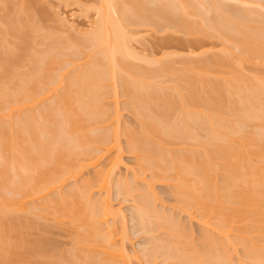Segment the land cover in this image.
Masks as SVG:
<instances>
[{"label": "bare ground", "instance_id": "6f19581e", "mask_svg": "<svg viewBox=\"0 0 264 264\" xmlns=\"http://www.w3.org/2000/svg\"><path fill=\"white\" fill-rule=\"evenodd\" d=\"M9 1L0 0V3L5 7ZM153 1L157 3L155 8H150L144 0H99L93 26L88 32L83 33L85 37L78 42L80 47L71 46L77 43L71 42L68 45L65 42L68 50L60 45L62 50L64 47L65 52L60 47L49 46L46 49L42 47L44 50L40 52L36 50L38 53L31 47V44L36 42H32L36 34L32 39L34 33H31H37L39 30L37 29L36 32L37 27H34L37 22L33 23L35 18L33 12L29 10V13L25 10L28 18H31L27 19V16L20 15L22 19L26 17L23 20L27 19L23 22L21 18L18 19L19 17L16 18L12 14L11 16L16 19L11 18L10 10L8 9L7 13L0 4V8L5 11V13L0 12L3 13L0 15V264H31L30 259L33 256L46 259V264L47 262L48 264H131V258L127 255L130 258L127 260L126 257L127 250H124L120 243L118 246L115 243L117 241L112 240L116 237L111 236L113 231L110 230L112 233L106 234L109 232L106 229L107 232L104 234L99 233L101 228H98L97 223L103 222V219L107 221L105 218L108 215L117 216L118 212L112 211L111 204L106 202L107 199L103 202L105 205L97 206L98 204L93 202V199L90 200L91 196H89L91 188H95V185L100 190L109 189L107 186L111 184L110 176L114 172L112 170L121 162L120 153V156L117 153L109 160L111 165L109 164L108 168L107 166L104 167L105 169L102 166L96 168L97 170H94L90 176L94 174V178H90L92 181L89 179L88 182L84 179V182L87 180V184L74 187L65 194L60 191L61 195L55 192L57 196L52 194L54 199L51 198L53 205L47 203L49 201L47 196L52 191L60 189L58 186L64 184L67 178L71 179L77 174L79 176L80 171L86 167L99 166L104 151L110 153L115 149L122 153L119 144L120 134L124 135L126 150L134 156L138 167L130 182L140 180L145 171H148L151 180L156 182H173L172 190L177 197L174 200H177L178 204L183 203L185 205L183 210L187 212L189 208L200 210V222L203 226L206 225L204 228L208 229L211 226L210 228L217 234L215 235V232L210 234L208 232L210 230L204 229L202 236L200 235V242L194 245V242H189L190 235L186 237L188 236L186 232L183 234L181 231H172L174 228L179 229L177 227L181 223L176 222L178 219L174 224L171 222L173 225L160 222L164 230H169L171 239L168 237L164 239L165 246L162 243V246L159 245L160 238L157 239L159 244L156 241L155 243L156 248L158 244L161 246H158V249H163L164 252L167 250L168 253L165 252L168 254L167 258L171 254L178 264H229L230 249L236 250L235 247L240 245L246 258L243 259L245 261L248 259L247 264H264V78H261L264 76L259 74L261 77L259 75L256 77L257 74H251L254 75L251 77L247 71H243L244 67L241 65L244 61L252 63L253 60H259L258 62L264 66V20L254 23L256 20L250 17V13L252 16L256 15L252 13L253 10L249 5L246 8L241 5L239 7L236 3L226 4L222 0H204V3L206 2V5L214 10L211 12V19L207 20L208 29L207 27L203 29L200 25V28L194 26L198 23L190 24L186 18L188 13L194 11L191 9L196 5L193 0L191 3L194 5L189 4L190 0H186L187 6H184V1L182 4L180 0ZM240 1L245 3L248 1L247 4L251 5L250 2L255 0H236L237 3ZM258 1L255 3L257 4ZM189 6L190 12H186V7ZM130 13L136 16L134 20L131 19ZM199 13L201 16L202 12ZM261 18L259 17L260 20ZM137 19H141L142 22H138ZM135 21L138 24L143 22L149 24L152 28L154 25L162 27L159 21H163L167 27L170 25L175 30L185 29L197 34L200 31L204 35L220 36L228 40L229 44L233 43L232 45L240 51L238 53L240 55L237 57L238 60H234L230 55L228 57L227 54H224L227 56L224 58L221 52L223 50L224 53L227 48L222 46L224 49L220 48L221 51L219 49L222 57L218 54L215 55L216 57L212 54L210 59L207 56L196 60L186 57L184 59L186 63L180 68H172L170 63L163 66V62H166L164 60L160 61L162 65L155 66V69L151 66L143 67L145 62L142 67L137 66L126 61L129 56L137 55L130 42L132 33L125 31L126 24L132 25ZM163 22L161 24L164 26ZM80 31L82 33V30ZM9 34L19 41L14 39L17 41L14 42L12 35ZM9 37L12 40H8ZM195 42L198 43V40ZM84 48L88 50L85 51L86 54L83 53ZM228 50L226 52L229 54L231 51ZM191 51L193 53L195 50ZM207 51H204V54ZM199 52L197 57L200 55ZM82 53L86 55L83 56L84 59L88 57V61L85 60L86 63L80 65L76 60L80 61L77 58L82 56ZM171 55H168L169 58ZM234 55L236 57V54ZM147 56H143L146 62H151L148 59L152 57ZM133 58L139 59L138 56ZM187 58L189 61H186ZM24 59L25 63L27 60L28 67L25 66L27 69L22 70ZM73 63V68L68 67ZM166 66L172 70V75L175 74V77H172L174 83L170 82L173 85L170 83V85H161L163 81L159 76H164L163 73L169 74ZM67 67L71 71L69 75L65 72L67 77L64 76V71H60L64 75L57 71L64 69L66 71ZM118 95L125 97L126 106H124L138 119L137 128L134 126L127 128L126 126H130L125 124V128L121 129L120 123L119 126L117 125L120 119L119 106L118 109L115 107ZM109 98L115 100L113 109L106 103ZM36 104L40 107L35 111ZM124 180H115L117 181L115 185L118 187V192H122V196L128 197L136 188L132 187L130 182L125 183ZM154 181H146L150 185H145L149 186L148 191L151 190L150 182L153 184ZM143 191L138 192V198L135 196L137 203L133 205L136 206L134 214L138 216L137 220L143 216L147 219L150 210L155 208L152 207L151 201L155 199L156 194L153 196L152 191ZM13 194H17L19 198L17 196L16 199ZM45 197L48 201L44 199ZM149 197L153 199L150 200ZM35 199L45 200H40L42 203L37 204L38 208H42L41 211L46 208L56 223L65 219L75 226L76 232L73 233L78 237V240L74 241L77 246H74L76 250L71 248L72 252L69 249L67 259L64 252L58 256V252H55L56 254L53 252L56 250L51 251L52 247L49 246L46 248V244L38 238L34 239L33 246L30 245L28 235L25 234L27 231L21 225L17 214L19 212L20 215V211H23L24 202H34ZM181 205H179L180 209H182ZM156 211L159 212L157 209ZM152 212L150 215L154 216V211ZM165 213L163 210L160 214V216L164 215L162 221H172L173 214H170L172 218H167L168 215L165 216ZM154 217L153 220H156V216ZM144 218L138 222V226L142 223L141 230L149 224L147 221L144 227L143 222H146L143 221ZM158 219L156 225L159 223ZM69 221L68 223L71 224ZM152 221L150 219L151 223ZM120 226L123 227V224ZM148 226L150 227V224ZM119 230L123 229L119 228ZM124 232L119 234L123 236ZM96 235H99V238ZM232 235L235 237L233 238ZM254 237L258 239L255 238L256 242ZM230 245L231 248H228ZM158 251L155 250L156 253ZM152 252L153 256L156 255L154 250ZM64 254L65 260L60 257ZM174 258L171 257L170 260ZM174 261L172 260L173 264L176 263ZM241 261L244 262L241 259L239 263H235L242 264Z\"/></svg>", "mask_w": 264, "mask_h": 264}, {"label": "rangeland", "instance_id": "374dc122", "mask_svg": "<svg viewBox=\"0 0 264 264\" xmlns=\"http://www.w3.org/2000/svg\"><path fill=\"white\" fill-rule=\"evenodd\" d=\"M11 1V0H10ZM10 1L9 2H7L6 4H5V7H3L4 5H2L3 3H0L1 4V7L2 8H4V10L8 13L9 11H7L8 9L10 10V17L11 18H13V19H16V18H18V19H20L21 21L24 19V18H26V17H23V19H22V17L21 16H27L26 15V11L25 10H28L27 12H29L30 13V11L31 12H33L32 13V15L34 14V17L35 18H33V23L34 22H37V24L36 25H34V27L36 26L37 28H36V32H37V29H39L38 30V32L40 33H35V32H32L31 34H33L32 35V39H33V37H34V35L36 34V36H35V38L32 40V42L33 41H36V42H33V44H31V47H33V49H35V51L34 52H37L38 50V52H40V51H43L44 49H46L47 47H49V46H53L54 48H55V46L56 47H62V46H64V47H68V46H66V44H64L65 42L66 43H68V45L72 42V43H77V44H75V45H73V44H71V46H76L77 45V47H80V46H78V45H80V44H78V42H80V40L81 39H83L84 37H83V33L85 34L86 32L85 31H87L88 32V30H90L91 28H92V26H93V22H94V20H95V18H96V10H97V6H99V0H12V2L10 3ZM155 1H157V0H155ZM172 1V0H171ZM176 1V0H175ZM178 1V0H177ZM176 1V2H177ZM182 1V4H183V1H184V6H187V5H185V1L186 0H180V2ZM257 0H255V1H249L250 3H251V5L250 4H247L248 3V1L245 3V2H236V0L235 1H233V0H222V2H224V3H229V4H235L236 3V5H241V6H247V5H249V7H251V9L253 10L252 11V13L254 12V15H256V16H252L251 15V13H250V17L253 19V20H256V21H254V23H257V21L259 22H261L262 20H264V11H261V10H264V8H262V6H264V5H262V3H264V2H262V1H264V0H259L258 2H257V4L255 3ZM144 2H145V4L147 3V5H149V7L150 8H152V7H154L155 8V6H157L156 4V2H154L153 0H144ZM150 2H151V4H150ZM173 2V1H172ZM175 2V3H176ZM193 2L196 4L195 5V7H197V9L195 8V7H193V8H191L192 10H196V12H198V10H199V12H202L201 13V16H199L200 15V13L198 12L197 13V15H196V12H194V11H192L191 13H188V15H187V17L186 18H188V22L191 24V22H192V24L194 25V23H198V24H195L194 26H198V28H200V26H201V28H205V27H207L209 24V18L211 19V16L210 15H212V10H214V9H212V7L210 8L209 7V5L207 6L206 5V2L204 3V0H198V2H197V0H193ZM234 2V3H233ZM194 3L192 4L191 3V0L189 1V4H192V5H194ZM197 3H198V5H197ZM203 3V4H202ZM253 3V4H252ZM155 4V5H154ZM177 4V3H176ZM178 4H180L179 2H178ZM261 4V5H260ZM8 5V6H7ZM26 5V6H25ZM146 5V6H147ZM203 5H204V7H203ZM258 5H260V6H258ZM252 6H254V7H259V8H254L255 9V11H254V9H253V7ZM208 7L210 8V9H208ZM240 7V6H239ZM249 7H248V9H249ZM2 8H0V9H2ZM187 9H186V12H188L189 10H190V6L189 7H186ZM244 8V7H243ZM247 8V7H246ZM203 9V10H202ZM211 10V11H208V10ZM3 9L2 10H0V12H3V13H5V11H4ZM22 10V11H21ZM30 10V11H29ZM14 11V12H13ZM24 11V12H23ZM204 11V12H203ZM17 12H19V13H17ZM190 12V11H189ZM214 12V11H213ZM250 12H251V10H250ZM258 12V13H257ZM3 13H0V15L1 14H3ZM205 13H206V15H205ZM215 13V12H214ZM261 13H262V15H261ZM11 14L14 16V17H16V18H14L13 16H11ZM113 15H114V13H112ZM21 15V16H20ZM130 16H131V19L132 20H134L135 18L134 17H136L135 15L133 16V15H131V13L129 14ZM186 15V14H185ZM209 15V16H208ZM29 16H31V15H29ZM193 16H195V17H192ZM257 16H259L260 18H261V20L259 19V17H257ZM61 17V18H60ZM199 17V18H198ZM212 17H214V16H212ZM29 18H31V17H29ZM28 18V16H27V19H29ZM26 19V20H27ZM198 19H200V21L198 20ZM203 19H205V20H203ZM19 20V22H21ZM26 20H23V22H25ZM66 20V21H65ZM72 20V21H71ZM138 20V22H142V21H140L141 19H137ZM191 20V21H190ZM208 20V21H207ZM198 21V22H197ZM201 21H203L204 22V24H202L203 22H201ZM134 22V21H133ZM160 23V25H162V27H160L159 25H152L153 26V28L151 27V25L149 26V24H144V22H143V24L142 23H136V21H135V23H133L132 25L130 24V25H128V24H126V28H125V31L126 30H128V32H130L129 34H131L132 33V35H131V37L130 38H132V40L130 41L131 42V45H132V47L134 48V50H135V52H137L136 54L137 55H135V56H138V58L140 59V58H142L144 55H145V57H148L147 55H149V57L151 56L152 58V60L150 59H148V61H151V62H146V58L145 57H143L142 59H138L137 60V58H133V57H135V56H129V57H131V58H127V60L126 61H129L130 63L132 62V63H134V64H136L137 66L138 65H140L141 67H142V64L144 65L143 67H145V68H150L149 66H151V68H153V69H155V66H161L162 65V62H161V64H160V61H166V62H163V66H165V65H167V64H169V65H172L171 67L172 68H180V67H182L181 65H183L184 66V63H186L185 62V58L186 57H190V58H193V60H196V59H200V58H202V57H204V58H206L205 56H207V58L208 59H210V58H212V54L215 56L216 54H218V55H220L221 57H222V55L224 56V54H227L228 55V57H232V58H234V60L235 59H237L238 60V58L237 57H239V55L240 54H238L240 51L238 50V49H236L234 46L235 45H232V44H229V41L228 40H226V39H222V38H220V36H212V35H209L208 36V34H201V32L199 31L198 32V34H200V35H198L197 34V32H193V31H189L188 32V30H178V29H176L175 30V28L174 27H172V26H170V25H168V27H167V25H166V23L165 22H163V21H159ZM165 23V25L163 26V24H161V23ZM207 22V23H206ZM200 23V24H199ZM71 24H72V26H71ZM74 24V25H73ZM205 24H207V25H205ZM66 25V26H65ZM128 25V26H127ZM200 25V26H199ZM203 25V26H202ZM75 26V27H74ZM170 26V27H169ZM159 27V28H158ZM42 28V29H41ZM82 28V29H81ZM90 28V29H89ZM154 28H156V29H154ZM159 30H158V29ZM174 28V29H173ZM207 29H208V27H207ZM79 32H78V31ZM80 30H82V33H80L81 31ZM175 30V31H174ZM134 32V33H133ZM187 32V33H186ZM195 33V34H193V33ZM136 33V34H135ZM190 33V34H189ZM78 34V35H77ZM9 35H12V34H9ZM8 35V36H9ZM42 35H43V37H42ZM48 35V36H47ZM50 35V36H49ZM66 36V39L69 41H67L66 39H65V36ZM201 35H203V36H201ZM51 36L53 37V38H51ZM62 36V37H61ZM81 36V37H80ZM211 36V37H210ZM11 37V36H10ZM9 37V39L8 40H12L13 39V41L14 42H17V41H15V40H18V39H16V38H13V35H12V39ZM48 37V38H47ZM50 37V38H49ZM64 37V38H63ZM68 37V38H67ZM136 37V38H135ZM199 37H201V38H199ZM210 37V38H209ZM47 40H46V39ZM74 38V39H73ZM15 39V40H14ZM48 39H50V41L48 40ZM201 39V40H200ZM217 39V40H216ZM52 40V41H51ZM77 40V41H76ZM195 40L197 41L198 40V43L197 42H195ZM200 40V41H199ZM226 40V41H225ZM13 41H9V42H13ZM19 41V40H18ZM47 41V42H46ZM132 41H133V43H132ZM188 41V42H187ZM190 41V42H189ZM43 42V43H42ZM184 42H186V43H184ZM38 43V44H37ZM51 43V44H50ZM189 43V44H188ZM223 43V44H222ZM231 43V42H230ZM36 44V45H35ZM39 47H38V46ZM60 45H62V46H60ZM190 45V46H189ZM233 47H232V46ZM193 46V47H192ZM222 46H224V48L226 49L227 48V50L229 49L231 52H229V50H228V52H229V54L226 52V51H224V53H223V50H222V55H221V53L219 52V49L221 48V49H224ZM35 47V48H34ZM39 49H38V48ZM44 49H43V48ZM64 47H63V50H62V48H61V50L63 51V52H65L64 50ZM82 47V46H81ZM230 47V48H229ZM41 48V49H40ZM187 48V49H186ZM232 48V49H231ZM33 49H32V51H33ZM59 49V48H58ZM200 49H202V50H200ZM204 49V50H203ZM208 51H207V50ZM221 49H220V51H221ZM37 50V51H36ZM60 50V49H59ZM67 50H68V48H67ZM66 50V51H67ZM80 50V49H79ZM191 50H195V51H193V53L194 52H196V54L194 53H192V51ZM237 50V51H236ZM30 51H31V48H30ZM85 51H88L87 50V48H84V51H83V53H85ZM198 51H200L199 52V54L201 55V53H203L204 54V51L206 52L207 51V53H205L204 55L202 54V56H198L197 57V54H198ZM203 51V52H202ZM34 52H32V53H34ZM37 52V53H38ZM226 52V53H225ZM29 53V52H28ZM31 53V54H32ZM36 53V54H37ZM82 53V54H83ZM141 53V54H140ZM145 53V54H144ZM35 54V53H34ZM81 54V53H80ZM86 54V53H85ZM154 54V55H153ZM171 55L170 56V58H169V56L168 55ZM173 54H175V55H173ZM186 54H188V55H186ZM232 54V55H231ZM234 54H236V57H235V55ZM163 55V56H162ZM184 55V56H183ZM189 55H191V56H189ZM218 55H216V56H218ZM230 55V56H229ZM28 56H30V54H28ZM78 56V55H77ZM83 56H86V55H82V56H78V58L77 59H79L80 61H78V60H76V62L78 63V64H80V65H82V63H86L88 60H87V58L88 57H85L86 59H84V57ZM167 56V57H166ZM213 56V57H214ZM215 56V57H216ZM219 56V57H220ZM160 57V58H159ZM227 58V56L225 55L224 56V58ZM25 58H27V56L25 57ZM81 58H83L82 59V61L83 62H81ZM153 58H155V59H153ZM163 58V59H162ZM188 58L186 59V61H189L188 60ZM189 58V59H190ZM158 59H162V60H158ZM167 59V60H166ZM172 60V61H169V60ZM176 59V60H175ZM86 60V62H84ZM193 60H191V61H193ZM203 60V59H202ZM205 60V59H204ZM220 60V59H219ZM222 60V59H221ZM252 60V59H251ZM154 61V62H153ZM259 61V60H258ZM257 60L256 61H252V63H249V61H247V62H242L241 63V65L244 67V69H243V67H242V69H243V71L245 72V71H247L248 73H249V75L251 76V74H257L256 75V77H258V75L259 74H261L262 76H264V66H262L261 65V63H259ZM23 62H24V66L22 65V67H23V69L22 70H25V69H27L26 67H28V65L26 66V64H27V60H26V63H25V59L23 60ZM79 62H81V63H79ZM159 62V63H158ZM173 62H174V64H173ZM254 62V63H253ZM258 62V63H257ZM157 63V64H156ZM167 63V64H166ZM172 63V64H171ZM244 63H248V64H244ZM73 65H74V63L70 66H68V67H72L73 68ZM76 65V64H75ZM79 65V66H80ZM84 65V64H83ZM256 65V66H255ZM260 65V66H259ZM26 66V67H25ZM78 66V65H77ZM179 66V67H178ZM252 66H254V67H252ZM66 68V71H65V69L64 70H57V71H59V73H61L60 71H64V73L66 72V73H68L67 75H69L70 73L69 72H71V71H69L68 69L69 68ZM157 67V68H158ZM170 67V68H171ZM72 68L70 69V70H72ZM166 68H167V70L169 71H166V72H168L169 74H166V73H163V74H165L164 76H159V78L163 81V83L162 82H159L161 85H173L172 83H170V82H173L174 83V80H173V78L175 77V74H171L172 72V70L170 69H168L169 68V66H166ZM246 68V69H245ZM258 69V70H257ZM247 72H246V74H247ZM57 73V72H56ZM59 73H57V74H59ZM64 73H61V74H63L64 75ZM66 73H65V75L64 76H66L67 77V75H66ZM174 76V77H173ZM260 76V75H259ZM170 77L172 78V79H170ZM251 77H254V75L253 76H251ZM261 77V76H260ZM65 78V77H64ZM261 78H264V77H261ZM160 79H158V81H161ZM170 80V81H169ZM172 80V81H171ZM155 81H156V79H155ZM165 83V84H164ZM170 83V84H169ZM125 97H123L122 95H118V100H116V103H117V106H115V103H114V101L112 100V98L110 99L109 98V100L112 102V103H114L113 105H111L112 103L109 101V100H106V103H108L107 105H109V108H111V109H113L112 107L113 106H115V107H117V109H118V106H119V109H118V111H120V115H119V117H120V119L117 121V125L119 126V123H120V128L122 129V128H125V126L126 125H129L130 127H128V126H126L127 128H131V126L133 127L134 126V128H137L138 126H139V121H138V119L137 118H135V116L132 114V113H130V111L125 107L126 105V102H124L125 100ZM37 104H40V103H37ZM37 104L35 105L36 106V108H35V111L37 110V108H39L40 107V105H38L37 106ZM125 105V106H124ZM125 107V109H124V107ZM33 107H32V109H34ZM34 111V110H33ZM118 117V118H119ZM135 118V119H134ZM137 119V120H136ZM126 124V125H125ZM137 125V126H136ZM123 126V127H122ZM125 137H124V135L122 136L121 134H120V137H119V141H121V142H119V144L122 146H120V148H122V153L121 152H117V150H115V149H112L111 150V152L109 153L108 151H104V155H103V157L101 158V160H99L100 162L98 163V165L99 166H90V167H86L85 169H83V170H81L80 171V174H79V176H78V174H77V176H75V177H71V179H69V178H67L66 179V181L64 182V184L62 185L61 184V186H58L60 189H58L57 191H52L47 197H48V199H49V201L51 202L52 201V199H54V196L58 193V194H60V193H62V194H65L67 191H70L72 188H74V187H78L79 185L81 186L82 184L83 185H85V184H87L88 182H89V179L90 178H92L93 177V175H92V177H90L91 176V174L92 173H94L93 171L95 170H97L96 168H98L99 169V167L101 168V166H102V168H104V167H106V168H108L109 167V160L112 158V157H115L116 155L115 154H121V156H120V154H119V156H120V159H121V162L119 163V164H116L117 166H114L115 167V169H113L112 171H114L113 172V174H111V176L110 177H112L111 179H110V185L108 184V190H105V188H102L101 190L100 189H97L98 188V186H96L95 185V188L93 187V188H91V191H90V194H89V196H91L90 197V200L91 199H93L92 201L93 202H95V203H97L98 205L97 206H100V204H103V205H105L103 202L106 200V202L107 203H109V205L111 204V208H112V211L114 210V212H118L117 213V216H112L111 215V217L108 215L105 219H107V221L106 220H102L103 222H98L97 223V225H98V228L100 229H103L105 226V228L103 229V230H99L100 232L99 233H101V234H104L105 232H107V230H109V232L108 233H106V234H111L112 232L111 231H113V234H111V236L114 238V236L113 235H115L117 238H118V236L120 235L119 233L120 232H122V231H125L124 233H122V234H124L123 236L122 235H120L119 237L120 238H114V239H112V240H115V241H117V242H115V243H117V245L120 243V245L122 246V247H124V250H127V251H125L127 254H126V257H127V255H128V257H130L131 258V262L130 261H128V262H130L131 264H171L172 263V260L174 261V257L173 256H171V254H169V259L167 258V255L168 254H166V253H168L167 252V250H165V247H164V250H165V252L163 251V249H161L162 250V252H161V250H160V248L158 249V246L159 245H161L162 246V244L165 246V243H163V241H164V239L166 238V239H171L170 238V232H169V230H164L165 228L163 227V226H160V222H164L165 224L166 223H169V224H172L171 222H173V224H174V222L176 221V222H179V224H180V226L182 227V225H183V227L182 228H184V229H182V228H180V226L179 227H177V228H179L178 230L176 229V228H174L173 229V226H171L172 227V231H174V230H176V231H181L182 233L184 232H186L185 234H189L190 235V237H189V235L188 236H186V237H189L188 239L190 240L191 239V241H189V242H191V243H193L194 242V245L196 244L197 245V243L198 242H200V239H201V233H203L205 230L204 229H207V228H204V226H206V225H204L203 226V223H201L200 221H201V218H200V216H199V214L201 215V213H199V211H198V209L196 208V210H190V208L189 209H187L188 210V212L187 211H185V210H183L184 209V207H185V205H183V203H182V205L179 203H177L174 199H177V197H176V195H174V190H172V189H174V184H173V182H170V181H166V182H161V181H154V180H151V178L149 177L150 175L148 174V171L146 172H144V175L147 177H145L144 175V180H143V176L141 177L142 178V180L144 181H142L141 180V178H140V180H138V181H136V182H134L133 180H131V182H130V179H132V178H134V175H135V171H138V169H136V168H138V167H136L137 165L135 164V158H134V156H132V154H130L126 149V146H125ZM121 150V149H120ZM116 152V153H115ZM112 155V156H111ZM115 155V156H114ZM111 156V157H110ZM113 159V158H112ZM108 164V165H107ZM111 165V164H110ZM93 167V168H92ZM95 167V168H94ZM134 168H135V170H134ZM105 169V168H104ZM112 173V172H111ZM133 176V177H132ZM94 178V177H93ZM122 178V179H121ZM125 180H124V179ZM150 178V179H149ZM84 179H87L88 180V182H87V180H86V182H84ZM113 179V180H112ZM117 179H119V180H124L125 181V183L126 182H130L133 186L132 187H134V188H136L133 192H131L129 195H128V197L127 196H125V195H121V193L122 192H118V187H116L117 185H115L116 184V182L117 181H115V180H117ZM127 179H129V181L127 180ZM68 180V181H67ZM127 180V181H126ZM149 182V181H154V183L152 184V182H150V184H151V187H150V189L151 190H149L151 193H153L152 195L153 196H155V194H156V196H155V199H153L152 197H149L150 198V200H152L153 199V201H151L152 203V207L153 206H155V208L153 207V211H154V216H156V220L158 219V217H159V219H158V221L157 222H159L157 225H156V220H153L155 217L153 216V214L152 215H150L151 213H153L152 212V210H150V212L147 214V215H145V216H147V219H146V217L144 218V216L142 217V218H144L145 220H143V221H146V222H143V225H144V227H145V225L146 224H144V223H147V221H148V223L150 224V227H152L151 229H149L150 227L148 226L149 224H147V226L145 227V229L144 228H142V230H141V228H140V226L142 227V223L140 224L139 223V226H138V222H139V220H142V218L140 219V218H138V220L136 219L138 216H136L134 213H136V210H135V207L136 206H133V205H136L135 203H137V199L136 198H138V192H140L141 193V191L142 192H144L143 190H147V191H145V192H149L148 191V189H147V187H149L150 185L146 182ZM83 181V182H82ZM90 181H92V179H90ZM124 181H122V182H124ZM135 184H134V183ZM142 182V183H141ZM146 182V183H145ZM66 183V184H65ZM173 185H172V184ZM129 184V183H128ZM146 184H148L147 186H145ZM76 185V186H75ZM136 185H138L137 187H136ZM172 185V186H171ZM63 186V187H62ZM143 186V187H142ZM57 187V188H58ZM62 187V188H61ZM142 187V188H141ZM146 189H145V188ZM173 187V188H172ZM140 188V189H139ZM144 188V189H143ZM107 189V188H106ZM141 189H143V190H141ZM54 190H56V189H54ZM59 191H60V193H59ZM93 191V192H92ZM171 191H172V193L173 194H171ZM55 192H56V194H55ZM106 192V193H105ZM135 192H137V194L135 193ZM118 193H120V194H118ZM150 193V194H151ZM52 194H54V196L52 195ZM118 194V195H117ZM132 194H134L133 196H132ZM148 194V193H147ZM61 195V194H60ZM149 195V194H148ZM173 195V196H172ZM16 196V197H15ZM17 194H13V197H15L16 199H18L19 198V196H18V198H17ZM57 196V195H56ZM125 196V197H124ZM129 196H132V198L131 197H129ZM135 196H136V198H135ZM134 197V198H133ZM176 197V198H175ZM14 198V199H15ZM52 198V199H51ZM104 198V199H103ZM127 198V199H126ZM157 198V199H156ZM46 201H48L47 200V198L45 197L44 198ZM42 200V199H35L34 200V202H32V201H27L26 203L24 202V208H23V211H20V215H19V212H18V214H17V216H19V218H20V220H21V225H23L24 226V228L26 229H24L25 231H27L25 234H27L28 235V238L27 239H29L30 241L29 242H31V246H33V242L35 241L34 239H36L37 240V238L39 239V240H42L43 242H44V244H46L45 245V247L46 248H49V247H52V249H50L51 251H53V249L54 250H56V251H53L54 253L56 252H58L57 253V255L59 256V255H62V253L64 252L65 254H66V259H67V257H69V256H67V253H69L70 251H71V248L73 249V250H76V246H77V243L76 242H74V241H76V240H78V237H77V235L75 234V233H73V232H76V231H74L76 228H74L75 226H73L72 225V222H70L69 220H63L62 222H58V223H56V221H55V219H53V216L50 214H48V211H46L47 209L46 208H43L44 210L43 211H41L42 210V208H38V206L39 205H37V204H39V202H40V204L42 203L41 201H45V200ZM135 199V200H134ZM41 200V201H40ZM134 200V201H133ZM47 202L49 205L51 204V205H53V202ZM97 201V202H96ZM136 201V202H135ZM156 201V202H155ZM176 204H178V206L176 205ZM28 205V206H27ZM179 205H181L182 207V209H180L179 207ZM184 206V207H183ZM35 207V208H34ZM27 208V209H26ZM28 208H33L32 210H30V209H28ZM98 208H100V207H98ZM119 208V209H118ZM121 211L120 213H119V211ZM121 209V210H120ZM156 209L159 211V212H157L156 211ZM159 209H161V211L159 210ZM164 210V213H165V216H166V214L168 215V217L167 218H169V217H171V216H173V220L172 221H170V220H168V222L167 221H162V220H164L163 218L164 217H162V216H164L163 214H162V216H160V214L161 213H163V210ZM30 210V211H29ZM49 210V209H48ZM51 210V209H50ZM135 211V212H134ZM185 211V212H184ZM198 211V212H197ZM41 212V213H40ZM50 212V211H49ZM51 212H52V210H51ZM155 212H157L158 214H159V216H158V214L157 213H155ZM190 212H191V214H190ZM33 213V214H32ZM35 213V214H34ZM173 214V215H171L170 216V214ZM42 214V215H41ZM123 214V215H122ZM152 216H153V218H152ZM193 216V217H192ZM23 217V218H22ZM37 217V218H36ZM108 217H110V218H108ZM151 217V218H150ZM162 219H161V218ZM167 218L165 217V219L167 220ZM132 219H133V221H132ZM150 219H151V221H152V223L150 222ZM200 219V220H199ZM19 220V221H20ZM101 220V219H100ZM68 221L71 223V224H69L68 223ZM170 221V222H169ZM181 221V222H180ZM24 222V223H23ZM52 222H53V224H52ZM65 224H64V223ZM107 224H106V223ZM115 222V223H114ZM121 222H122V224H123V227L122 226H120V225H122L121 224ZM135 222H137V223H135ZM175 222V223H176ZM63 223V224H62ZM114 223V224H113ZM163 223V224H164ZM26 225V227L29 225L30 226V228H29V226H28V228H26L25 227V225ZM137 224V225H136ZM151 224H152V226H151ZM168 224V225H169ZM172 224V225H173ZM119 225V226H118ZM153 225H154V227L155 228H153ZM176 225V224H175ZM174 225V226H175ZM23 226H22V228H23ZM72 226H73V228H72ZM100 226V227H99ZM157 226H159L160 228H158ZM177 226V225H176ZM175 226V227H176ZM185 226V227H184ZM114 227L116 228V229H114ZM120 229H123V230H119V228ZM122 227V228H121ZM148 227V228H147ZM164 229H163V228ZM203 227V228H202ZM211 226H209L208 227V229H207V231L208 230H210V231H208L210 234H214V232L215 231H213L211 228H210ZM73 229V230H72ZM107 229V230H106ZM146 229H147V231H148V233H147V231H146ZM161 229H163V230H161ZM186 229V230H185ZM78 230V229H77ZM81 230H83V229H81ZM81 230H79V232H81ZM104 230H106V231H104ZM111 230V231H110ZM157 230V231H156ZM160 230V231H159ZM183 230H185V231H183ZM212 230V231H211ZM236 230V229H235ZM140 231V232H139ZM165 233H164V232ZM176 231H174V232H176ZM191 231V232H190ZM234 231V230H233ZM232 231V232H233ZM83 232V231H82ZM142 232V233H141ZM149 232H151V233H149ZM153 232V233H152ZM189 232V233H188ZM213 232V233H212ZM146 233H147V235H146ZM163 233V234H162ZM169 233V234H168ZM183 233V234H184ZM118 234V235H117ZM126 234H127V236H126ZM157 234V235H156ZM165 234H167V236H165ZM233 234V233H232ZM27 235H25V237L27 236ZM160 235V236H159ZM201 235V236H200ZM215 235H217L216 234V232H215ZM44 236V237H43ZM74 236V237H73ZM97 237L99 236V235H96ZM122 236V237H121ZM155 236V237H154ZM157 236V237H156ZM164 236V237H163ZM231 236V235H230ZM45 238V239H43V238ZM76 237V238H75ZM125 237V238H124ZM168 237V238H167ZM232 237H233V235H232ZM231 237V238H232ZM235 237V236H234ZM233 237V238H234ZM99 238V237H98ZM123 238V239H122ZM156 238V239H155ZM160 238V239H159ZM193 238V239H192ZM232 238V239H233ZM255 238L256 237H254V240H255ZM122 239V240H121ZM157 239H159L158 241H159V243H158V241H157ZM162 239V241L160 242V240ZM187 239V240H188ZM198 239H199V241H198ZM257 239V238H256ZM38 240V241H39ZM44 240H46V241H44ZM148 240V241H147ZM150 240V241H149ZM152 240H153V242H152ZM258 240V239H257ZM123 242V244H122V242ZM155 241L159 244H157V248H156V243H155ZM37 242V241H36ZM46 242V243H45ZM49 242H51V243H49ZM54 242V243H53ZM164 242H166V240L164 241ZM255 242H256V240H255ZM48 243V244H47ZM147 243V244H146ZM151 243L153 244V245H151ZM162 243V244H161ZM51 246H50V245ZM56 244V245H55ZM193 245V244H192ZM49 246V247H48ZM53 246H54V248H53ZM73 246V247H72ZM75 246V247H74ZM119 246V245H118ZM152 246H154L153 248H152ZM161 246H159V247H161ZM228 246H229V244H228ZM236 246V245H235ZM239 246V247H238ZM147 247V248H146ZM150 248H151V250H150ZM157 250H159L158 252H161V253H156L155 252V250L156 249ZM228 248H231V245H230V247H228ZM69 249H70V251H69ZM235 249L236 250H233V248H231L230 249V256H232V258L230 259V256H229V260L230 261H232V263H234V264H236L235 262H238L239 263V260H243L244 262H242L241 261V263L242 264H247L248 263V259L245 261V255H244V251H242V247L240 246V245H237V248L235 247ZM49 250V249H48ZM49 250V251H50ZM72 250V251H73ZM154 250V253H156V255H157V257H155L156 255H154L153 256V251ZM50 251V252H51ZM71 251V252H72ZM145 251V252H144ZM148 251V252H147ZM233 251V252H232ZM149 252H150V254H149ZM243 252V253H242ZM55 253V254H56ZM162 253H163V256H162ZM65 254L63 255V256H60V257H65ZM72 254V253H71ZM166 256H165V255ZM244 255V256H243ZM148 256V257H147ZM162 256V257H161ZM165 256V257H164ZM172 258H174V259H172V260H170L171 259V257ZM127 257V260H130V258H128ZM241 257V258H240ZM167 258V259H166ZM243 258H245V259H243ZM40 259H42V260H40ZM64 260H65V258H63ZM152 259V260H151ZM154 259V260H153ZM166 259V260H165ZM238 261H237V260ZM31 260V264H44L46 261V259H44V258H40L39 257V259H38V257L36 258V257H32V259H30ZM44 260V261H43ZM236 260V261H235ZM230 261H228V263L229 264H232V263H230ZM235 261V262H234ZM174 262H176V259H175V261ZM46 264V263H45ZM47 264H48V262H47ZM63 264H65V263H63ZM173 264V263H172ZM174 264H178L177 262L176 263H174Z\"/></svg>", "mask_w": 264, "mask_h": 264}]
</instances>
